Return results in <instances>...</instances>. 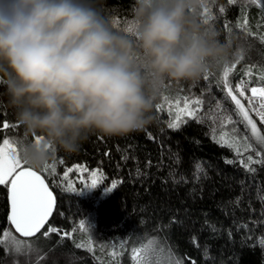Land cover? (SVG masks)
Masks as SVG:
<instances>
[{
	"label": "trees",
	"instance_id": "trees-1",
	"mask_svg": "<svg viewBox=\"0 0 264 264\" xmlns=\"http://www.w3.org/2000/svg\"><path fill=\"white\" fill-rule=\"evenodd\" d=\"M134 2L97 0L115 29L125 32L130 39H135L137 31L132 14ZM193 11L206 28L215 31L218 39L228 45L226 58L214 61L198 80L166 81L158 93L154 120L144 130L116 137L90 135L78 152L58 153L45 166L49 171H42L45 167H31L41 172L57 198V210L62 215L54 211L50 223L65 232L69 233L78 219L88 220L95 241L112 243L128 239L134 244L141 243L144 250L156 249V253L150 256L152 263L157 254V262L170 264L167 251L170 248L183 264H192L193 261L195 264H264V246L258 243L264 237V225H257L252 233L236 227V222H248L251 229V221L258 220L264 210V203L257 198L258 190L264 194V166L254 165L255 172L249 174L238 163H226V160L235 159V154L211 138L207 122L196 123L188 119L178 131L169 128L168 122L172 118L164 98L175 99L179 95L181 98H199L204 112L212 109L211 114L219 117L216 105L221 103L228 109L227 102L231 101L204 77L233 62L235 67L229 77L233 86L241 80L249 88L264 85V42L260 39L264 36V5L250 0H198ZM244 19L248 21L251 35H246L238 27ZM130 26L132 31L128 30ZM4 92L3 81H0V129L5 120L16 127L0 130V143L5 138L20 140L26 136ZM220 113L223 110L220 109ZM257 124L263 130L258 120ZM233 127L223 124L217 130H226L233 137ZM235 127L241 136L246 134L242 124ZM177 155L179 164L174 163ZM124 156L126 161L122 159ZM197 161L203 162L207 178L194 184L193 164ZM77 163L98 167L102 171L103 183L92 193L75 194L61 185L62 174ZM170 173H174L176 179L183 174L188 183H173ZM113 182L117 187L102 194L103 189ZM237 198L239 204H236ZM9 211L8 188L0 186V226L5 224ZM209 225H214L217 231L213 232ZM87 237L74 233V237L61 238L52 234L41 238V254L47 256L40 264H64L65 253L69 251L76 256L75 264H119L107 260L106 254L98 249L89 251L86 247H75L87 241ZM193 238L199 247L193 243ZM205 249L210 259L205 258ZM15 259L19 264H25V257L6 255L5 250H0V264H13ZM31 260L36 264L37 254H33ZM120 263L133 264V261L129 254H124Z\"/></svg>",
	"mask_w": 264,
	"mask_h": 264
},
{
	"label": "clouds",
	"instance_id": "clouds-1",
	"mask_svg": "<svg viewBox=\"0 0 264 264\" xmlns=\"http://www.w3.org/2000/svg\"><path fill=\"white\" fill-rule=\"evenodd\" d=\"M198 0H135V39L97 0H0V81L43 168L90 135L125 136L154 120L166 81L198 80L228 45L193 9ZM67 257H65L66 259Z\"/></svg>",
	"mask_w": 264,
	"mask_h": 264
},
{
	"label": "snow or ice",
	"instance_id": "snow-or-ice-1",
	"mask_svg": "<svg viewBox=\"0 0 264 264\" xmlns=\"http://www.w3.org/2000/svg\"><path fill=\"white\" fill-rule=\"evenodd\" d=\"M246 2H249V0H246ZM250 2L264 5V0H250ZM220 11L223 12V9ZM238 27L246 35H251L248 32L247 19H244ZM128 30L132 31V27L130 26ZM260 39L264 42V36ZM234 67L235 62L226 64L219 72L206 74L204 79L209 84H215L230 99L238 120L234 121L230 115H224L222 118L212 115V109H209V112H204L202 101L199 98L182 97L178 98L174 105H169V115L173 118L169 120L168 127L178 131L182 125L188 122V119L194 120L196 123L207 122L211 138L221 147H226L235 154L236 158L226 160V163H238L245 172L251 174L256 170L254 165L264 166V132L258 127L257 120L253 119L254 114L261 125H264V85L249 88L246 82L241 80L233 86L229 77ZM247 75H250V73ZM158 108L163 111L162 106L158 105ZM173 108H175L174 114ZM218 124L233 125L234 137L229 138L226 134L218 136ZM238 124L243 125L245 135L241 136L239 134L238 128L235 127ZM14 127H16L15 124H10L5 120L0 130ZM28 140L27 136L20 140L5 138L0 143V186L8 188L10 202V213L5 224L0 226V250H5L6 255L11 253L17 258L20 256L25 257V264H32L31 257L33 254H37L36 264H40V261L46 259L47 256L46 253L41 254L40 239L48 238L52 234H57L61 238L70 237V233L55 226L54 223H50L54 211H57L58 215H62V213L58 212L57 198L41 172L33 170L31 166L25 167L27 163L23 159L22 153ZM241 141H243V144H241ZM245 154L247 155L245 156ZM122 159L126 161L127 157L124 156ZM174 163H180L178 155L175 157ZM148 166H151V161L148 162ZM42 171H49V169L45 167ZM52 171H55L54 167ZM72 172L79 173L77 179L82 185L80 188L75 186V181L68 183L69 173ZM85 174L91 176L90 181L82 178ZM137 174H139V169ZM170 175L173 176V183L175 184L188 183V178L183 174L180 175L179 179L175 178L174 173H170ZM192 178L194 184L200 182L202 178H207L203 162H194ZM63 181L67 183L69 191L77 193L85 188H96L102 185L103 175L100 169L89 170L86 166L78 164L66 169ZM116 187L117 183L113 182L110 187H105V189L111 192ZM257 198L264 203V194H261L260 190L257 191ZM239 203L240 200L237 198L236 204ZM251 224L253 226L251 229L248 222H236V227L238 230L252 233L257 225H264V210L260 212V218L251 221ZM209 227L213 232L217 231L214 225H209ZM231 235V232H229V238H231ZM193 243L196 244L195 238H193ZM258 243L264 246V237L260 238ZM196 246L199 247L198 244ZM75 247L79 249L84 248L85 245L76 244ZM88 250L92 251L91 248ZM161 251H164V249H161ZM167 251L171 258L170 264H183L182 259L174 257L170 248H167ZM155 253L156 249L154 248L145 249L144 256L146 259L144 264H149L147 258ZM204 254L206 259H210L207 249L204 250ZM133 255L139 256L140 252L134 249ZM65 257L67 258L64 260V264H75L76 256L73 252L65 253ZM13 264H19V260L15 259ZM192 264H195V261Z\"/></svg>",
	"mask_w": 264,
	"mask_h": 264
},
{
	"label": "rangeland",
	"instance_id": "rangeland-1",
	"mask_svg": "<svg viewBox=\"0 0 264 264\" xmlns=\"http://www.w3.org/2000/svg\"><path fill=\"white\" fill-rule=\"evenodd\" d=\"M256 86H262V85H256ZM251 87H253V86H251ZM164 98H165V103H166V106H167L166 109L168 111L169 105L170 104L174 105L175 101L178 98H181V97L179 95L175 99H171L170 97H167V96L164 97ZM227 103L229 105L228 109L227 108L225 109L224 107L221 106V103L220 104L218 103L216 105V107L218 106L217 109H216V111H218V112H216V113L220 114L219 117H221V118L224 115H230L233 120H236V119L238 120V117L236 116L235 111H234L233 103H231V102L230 103L227 102ZM220 109L223 110V113H220ZM174 113H175V108H173V114ZM234 114H235V116H234ZM171 118H173V117L171 116ZM253 119L258 120V118L255 117L254 114H253ZM258 122H259V120H258ZM219 126L220 125L218 124L217 125V129H218ZM263 130H264V125H263ZM263 130H261V131L263 132ZM225 134L229 138H232V136L226 130H224L223 132L222 131L221 132H219V131L217 132L218 136L219 135H225ZM9 139H13V138H9ZM241 144H242V142H241ZM78 164L86 166L89 170L100 169L98 167L91 168L88 165H86L85 163H77L75 165H78ZM75 165H72L69 168H72ZM63 176H64V173L62 174L60 183H61V185L63 186V188L65 190L69 191L68 188H67V183H65L63 181ZM78 176H79V173H76V172L69 173V181H68V183H71V182L75 181V186L77 188H80L82 185L80 184L79 180L77 179ZM82 178L90 181L91 176L88 175V174H85ZM103 179H104V177H103ZM94 189L95 188H85L83 191L77 192L75 194L85 195V194H88V193H92V191ZM105 193H108V191H106V189L104 188L102 194H105ZM88 225L92 226V224H90L88 222V220L78 219L76 221L75 226L70 230L69 233H70V235L72 237H74V233H78L81 236L82 235L83 236H88L87 239H86L87 241H83L82 244H84L87 249L91 248L92 251H94L95 249H98V251L100 253H105L106 254V259L111 261V262H116V263L121 264L120 262H121L122 256H124V254L125 255L129 254V256H131V258H132L133 264H144V261H145L146 257L144 256V249H143V246L141 247V243H138V244L135 243L134 244L131 241H129L128 239H120V240H117V241H112V243H107V242H103V241H95V239H94L95 237L93 236L92 229H90ZM134 249L140 252L139 256H134L133 255V250ZM147 259L149 260V264H155L157 261H159V258L157 257V254L152 258L153 263L151 262V258L150 257H148ZM157 264H160V262H157Z\"/></svg>",
	"mask_w": 264,
	"mask_h": 264
},
{
	"label": "water",
	"instance_id": "water-1",
	"mask_svg": "<svg viewBox=\"0 0 264 264\" xmlns=\"http://www.w3.org/2000/svg\"><path fill=\"white\" fill-rule=\"evenodd\" d=\"M33 170H35V169H33ZM37 171V170H36ZM44 177V176H43ZM46 180V179H45ZM47 182V181H46ZM48 183V182H47ZM49 185V184H48ZM50 187V186H49ZM50 189H51V187H50ZM52 190V189H51ZM53 191V190H52ZM54 193V192H53ZM55 195V194H54ZM9 213H10V211H9Z\"/></svg>",
	"mask_w": 264,
	"mask_h": 264
}]
</instances>
